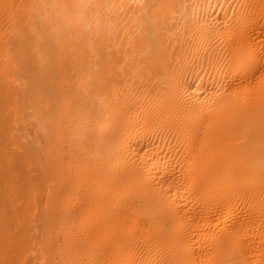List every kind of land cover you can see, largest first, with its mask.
<instances>
[{
    "label": "bare ground",
    "instance_id": "bare-ground-1",
    "mask_svg": "<svg viewBox=\"0 0 264 264\" xmlns=\"http://www.w3.org/2000/svg\"><path fill=\"white\" fill-rule=\"evenodd\" d=\"M146 30L171 77L110 71L87 105L85 53H138ZM9 43L38 76L53 44L76 54L54 116L28 111ZM0 58V98L6 79L18 95L0 109V264H264V0H0Z\"/></svg>",
    "mask_w": 264,
    "mask_h": 264
},
{
    "label": "rangeland",
    "instance_id": "rangeland-1",
    "mask_svg": "<svg viewBox=\"0 0 264 264\" xmlns=\"http://www.w3.org/2000/svg\"><path fill=\"white\" fill-rule=\"evenodd\" d=\"M4 28V29H3ZM1 31H8V30H6V27L4 26V27H1ZM5 32H3V34L5 33ZM52 31H49L48 32V34L50 35V34H52L51 33ZM148 32H150L149 30H146V33H147V35H145L146 33H144V36H142L141 38H140V41L141 42H139V44H138V49H141V51H139L138 53H135V54H133V53H130V51L129 50H127L130 54H128V52H126V54H128L127 56L125 55H123V53L121 54H119L118 52H115V51H113L114 52V54L112 53V54H106V58L104 57L105 56V50L101 53L100 52V55L98 56V54L96 55V52H94L93 54H92V56L91 57H87V56H90L91 54L90 53H85V55H84V57H86V58H84L85 59V61H83L82 63H81V67H82V69H81V71L79 72V74H78V77H77V80H76V83H75V85L77 84V85H79V84H82V83H84V81L85 82H87V83H89L88 84V86L90 85L91 86V88H92V93H90L91 95H89L86 99V103H87V105H92V106H94L95 105V103H96V105H95V107L94 108H96L97 107V109H98V103H99V100L100 101H102L103 99L104 100H106L105 98H108L110 95H108V89H107V85H105V83L107 82H112L113 83V81H107V78H109V76H111L110 74H108V72H110V73H113V75H112V79H114L115 78V76H116V72L118 71V70H124L125 71V73H129L130 71H135V72H132V74L130 73V74H128V75H125V79H127L128 78V76H131V78H132V80L133 81H136L135 83H136V85L137 86H139V82L138 81H140V83L142 82V81H144L145 79L144 78H147V79H152L150 82H152L153 83V81H154V83H156L155 81H161L162 80V77L164 76V80H165V76H166V79L168 80L170 77H171V75L172 74H170L169 75V73H172V69H170L171 67V65L173 64V60H174V58L173 57H175V53H174V56H173V54L171 55V53H169V54H165L164 52H166L167 51V49H166V45H165V42H163V40L161 39V38H157L156 37V39H155V36L156 35H154V34H157V33H152V35H153V37H151L152 38V42H151V40H150V42H148V40H147V36L149 35V33ZM7 33V32H6ZM5 35V34H4ZM152 35H150V36H152ZM50 37H51V35H50ZM149 37V36H148ZM8 39V36H5V38H3V41L5 42L6 40ZM160 39V40H159ZM160 41V43H158L159 41ZM53 41V40H52ZM147 42V43H146ZM156 43V44H155ZM158 43V44H157ZM10 45V46H9ZM9 47H11V48H9L8 46V48H9V51H8V53H9V55L11 54H14V52H19V53H17L16 52V55H19V54H22V53H24V55H23V58L22 59H20V65H22L21 66V69L20 70H18L16 73H11L10 74V76L12 77V78H17V77H20V78H18L19 80L20 79H25V80H28L29 81V87H28V93H27V91H26V94L28 95L27 96V101H28V99H29V103H28V105L30 106V108L28 109V111L30 112V113H32L33 111H34V113H37L38 114V109L40 108V110H42V108L43 109H45L46 108V110L44 111V113L45 114H47V113H49L48 115L50 116V114L51 115H53L54 116V111L53 110H55V107H54V105L56 104V102H55V99L57 98V95L58 94H60L59 92L60 91H58V90H60V88L63 90V88H62V86H64V83H66V81H70V79L71 80H73V76H72V67H74V66H76V59H74V58H76L75 57V53L73 54V55H71L69 58H65V56H66V54H64L63 53V49L60 47V49H55V48H58V47H56L55 45L56 44H53L52 45V49H50V51H48V53L49 54H47L46 53V56H45V62H42V63H40L41 65H43L44 66V68L42 67L41 69L43 70L40 74H39V76H38V73L36 72L35 73V69L33 68V65H32V63H31V57H30V55L28 54L27 55V50L24 48V47H21V48H24V49H20V51H18V50H15L14 49V47H12L11 45H12V43L10 44L9 43ZM53 46H55V48H53ZM59 46V45H58ZM139 46H141V47H139ZM159 46V47H158ZM50 47V46H49ZM160 47H162V49H160ZM48 48V47H47ZM158 48V49H157ZM163 48H165V49H163ZM12 49H13V51H12ZM160 49V50H159ZM11 50V51H10ZM48 50H49V48H48ZM59 50V51H58ZM62 50V51H61ZM161 50L163 51V52H161ZM166 50V51H165ZM56 51H57V53L59 54L60 53V51L62 52L60 55H55V56H53L52 55V53H56ZM125 51H126V49H125ZM111 53V52H110ZM117 53V54H116ZM145 53H147V54H145ZM160 53H162V54H160ZM168 53V52H167ZM63 54V55H62ZM124 54H125V52H124ZM10 55V56H11ZM103 55V56H102ZM121 55H123V56H121ZM133 55V56H132ZM136 55V56H135ZM161 55V56H160ZM166 55V56H165ZM57 56V57H56ZM108 56V57H107ZM158 56V57H157ZM2 57V56H1ZM22 57V56H21ZM20 57V58H21ZM53 57H56V59H53ZM73 59H72V58ZM98 57V58H97ZM136 57H138V58H136ZM167 57V58H166ZM50 58H51V60H50ZM149 58V59H148ZM171 58H173V59H171ZM71 61V63H69L70 61ZM96 59V60H95ZM108 59H112V60H109L108 61ZM50 60V61H49ZM93 60V61H92ZM113 60H115V61H113ZM166 60L168 61V62H166ZM172 61V63H171V61ZM0 61H1V58H0ZM61 61V62H60ZM64 61V62H63ZM74 61V62H73ZM95 61H97L96 62V64H95ZM113 61V62H112ZM64 63L63 65H61V63ZM87 62V63H86ZM60 63V64H59ZM165 63H167V64H165ZM168 63H171V65L169 64L168 65ZM1 65V64H0ZM35 66V65H34ZM70 67H71V70H69L70 69ZM118 68V69H117ZM136 70H135V69ZM133 69V70H132ZM165 69L167 70V71H165ZM170 69V70H169ZM117 70V71H116ZM171 71V72H170ZM23 74H24V76H23ZM90 74V75H89ZM93 76H92V75ZM107 74H108V76H107ZM256 74H258V75H256L257 76V78H262V77H264V71H263V69L261 70V67H260V69L257 71V73ZM36 76V78H33L32 76ZM41 75V76H40ZM115 75V76H114ZM86 77V78H83V77ZM169 76V77H168ZM89 77L92 79V81L89 79ZM4 78V77H3ZM75 78V77H74ZM83 78V79H82ZM6 78H4V80H5ZM109 79H111V78H109ZM124 79V80H125ZM147 79H146V81H147ZM3 79H2V81H4ZM6 82H3L2 84L5 86V90H6V92H7V95H5L6 96V98H5V96L1 99L0 98V106H3V105H1L4 101L3 100H5V104H8V103H10V104H8V105H10V107L8 106H6V105H4V106H6L5 107V110H6V108H8V109H12L13 107H15L16 106V97H18V95H16L15 96V91H16V85H14V84H16V83H14L12 86H11V84L9 83V80H8V83H7V79L5 80ZM37 81V82H36ZM52 81H54V82H52ZM35 82V83H34ZM39 82V83H38ZM123 82H125V81H123ZM106 83V84H107ZM6 84V85H5ZM32 84V85H31ZM38 84V85H37ZM43 84V85H42ZM48 84V85H47ZM11 87H10V86ZM37 85V86H36ZM66 85V84H65ZM76 85V86H77ZM43 86V87H42ZM89 86V87H90ZM103 86H105V87H103ZM6 87H8V88H6ZM36 87H38V88H36ZM11 88V89H10ZM104 88H106V89H104ZM40 89V90H39ZM70 89H72V88H70ZM157 91H156V90ZM103 90V91H102ZM153 89H151L150 90V92H149V97H154L156 94H158L159 92L161 93V92H164L165 91V89H163L162 88V90L160 89V90H158V87L157 88H154V92L152 91ZM164 90V91H163ZM166 90H167V88H166ZM41 91V92H40ZM5 92V93H6ZM14 92V93H13ZM153 94H152V93ZM158 92V93H157ZM58 93V94H57ZM150 93H151V95H150ZM13 96V97H12ZM56 96V97H55ZM76 96V95H75ZM54 97H55V99H54ZM59 97V96H58ZM5 98V99H4ZM11 98V99H10ZM6 99H7V101L9 100V102H7L6 101ZM89 99V100H88ZM14 100H16L15 102H14ZM47 101V103H45L44 105H45V107H43L42 106V103L43 102H46ZM98 101V102H97ZM7 102V103H6ZM88 102H89V104H88ZM3 103V104H4ZM15 103V104H14ZM52 104V105H51ZM18 105V104H17ZM40 105L42 106V107H40ZM4 106L1 108L0 107V109H3L4 108ZM53 106V107H52ZM56 106V105H55ZM23 108V107H22ZM7 109V110H8ZM4 110V109H3ZM19 112H21V108L19 107ZM8 112H10V110H8ZM93 112V111H92ZM7 114V113H6ZM9 114V113H8ZM48 116V118L50 119L51 117H49ZM163 123H159L158 125H162ZM75 126H77V124H75ZM148 126H151V124L149 125L148 124ZM10 131V133L11 132H14V133H12L11 134V136L9 135V137H8V142H10V143H12V144H14L15 143V138H16V136H20L21 135V132L20 131H18V130H15V129H10L9 130ZM14 134V135H13ZM13 135V136H12ZM11 140V141H10ZM14 141V142H13ZM18 149L19 150H21V151H23V152H25L26 153V151H27V153L29 154V151L30 152H34L35 150H34V148H33V145L31 146V144H28V142H27V140H25L24 138L22 139V138H20V139H18ZM21 142V143H20ZM22 143L25 145V147H23V148H20V147H22V146H24V145H22ZM26 143H27V145H26ZM16 144V143H15ZM21 145V146H20ZM30 146V147H29ZM32 147V149L34 150H31L30 148ZM24 148H26V149H24ZM29 170V167L27 166L26 167V171H28ZM5 185H6V182L5 181H3V186L5 187ZM1 189V188H0ZM5 189V188H4ZM26 257H24L23 258V261L24 262H28V260L27 259H29V257H27V255H25ZM30 261V260H29ZM12 263V262H11ZM10 263V264H11ZM7 264V263H6ZM12 264H14V263H12ZM24 264V263H23Z\"/></svg>",
    "mask_w": 264,
    "mask_h": 264
}]
</instances>
